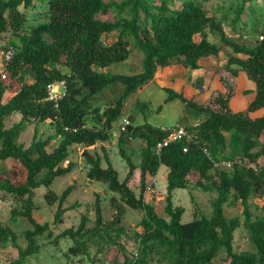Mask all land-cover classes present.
<instances>
[{"label": "trees", "instance_id": "trees-1", "mask_svg": "<svg viewBox=\"0 0 264 264\" xmlns=\"http://www.w3.org/2000/svg\"><path fill=\"white\" fill-rule=\"evenodd\" d=\"M177 1L125 0L117 5L106 0H0V53L9 46L16 49L12 60L3 63L4 73L0 74V160L13 159L26 171L22 182L0 178V192L24 205L23 211L12 210V218L24 216L33 226V230L25 232L28 246L22 248L16 234L0 223V243L13 244L19 251L12 264H24L27 258L38 254L37 238L50 231L49 224L39 223L33 215L37 189L46 188L48 205L58 203L57 224L76 207H65L74 185L61 195L52 189L57 178L76 168V163L69 160L72 147L90 148L108 142L123 118L128 99L153 83L160 68L177 64L197 70L201 59L218 57L222 51L227 53L226 70L233 77L244 71L256 84L255 99L247 110L232 111L230 100L235 90L224 79L221 81L226 92L212 100L215 108L199 105L165 88V103L179 99L187 107L206 113V119L191 129L185 128L192 140L170 143L157 153V146L165 141L168 132L149 123L135 125L130 116V125L120 131L118 138L119 154L129 167L123 181L105 148L103 157L90 150L82 156L89 166V179L105 183L108 190L119 194L122 203L145 214L136 252L126 255L122 264H214L221 254L226 264H264V216L255 217L251 203V199H264V115L256 119L250 116L264 109V6L260 18H256L253 10L258 7V0H238L226 9L220 8L223 14L218 17L204 9L203 4L210 0ZM115 12L114 20L100 18ZM248 25L250 34L259 36L253 45L235 41L226 30L230 27L239 36L240 28L246 30ZM114 32L118 33L116 41L105 44L104 36ZM6 35L10 36L5 45L1 41ZM211 35H219L220 43L210 39ZM134 48L143 53L141 73L104 71L126 61ZM61 66H66L68 72H63ZM62 80L66 81V95L56 107L47 100V87ZM110 91L118 96L103 111L97 102ZM13 115H20L21 120L7 128L6 121ZM46 121L54 124L56 136L39 139L35 134L28 148L19 142L29 125ZM228 133L240 142L243 151L241 163L232 170L215 167L216 161L236 157V145L227 139ZM57 136L61 138L59 145L49 151ZM135 140L146 143L138 165L126 150L128 143ZM161 165L168 168L166 217L160 216L145 199L146 180L149 175L156 176ZM137 169L141 172L139 197L129 186ZM192 176L197 179V188L216 191L217 196L211 202L210 216L197 206L193 220L183 223L185 208L175 205L174 191L189 188ZM232 198L243 208V222L240 217L228 219L225 215L224 207ZM116 201L112 198L118 212L110 224L104 222L98 195L94 227L88 228L89 217L82 215L77 228H68L55 238V244L65 239L73 242L65 253L68 260L86 257L95 264L93 246L104 241L120 247L112 235L124 232L119 226L124 209ZM242 226L255 246L253 253L235 252V233Z\"/></svg>", "mask_w": 264, "mask_h": 264}, {"label": "rangeland", "instance_id": "rangeland-1", "mask_svg": "<svg viewBox=\"0 0 264 264\" xmlns=\"http://www.w3.org/2000/svg\"><path fill=\"white\" fill-rule=\"evenodd\" d=\"M38 0H35L37 3ZM107 2H113L117 5L122 4L125 0H106ZM199 2L204 3L202 0ZM179 2V0L177 1ZM238 0H210L203 4L204 9L210 15H217L218 17L223 14L220 8H228L232 4H236ZM257 8L253 11L256 18L261 16V8L264 6L262 0H258ZM21 10H25L21 7ZM31 9H29V12ZM115 13H110L108 15H102L100 18L102 20H114ZM125 16V13L123 14ZM227 33L235 40L242 44L253 45L259 36H255L251 33V26H246V30L240 28V35H235L230 27H226ZM242 30V31H241ZM10 35H6L2 38V43L7 44V40ZM118 36L117 32L104 36V43L107 45L112 44L116 41ZM210 39L220 43L219 35H211ZM226 55L222 53V56L218 58L219 61L226 60ZM143 53L138 49L134 48L130 57L123 62L115 63L111 65L108 69L104 71H111L112 73H119L125 75H135L142 72L143 69ZM218 64V63H217ZM3 65V57L0 53V68ZM224 66V65H223ZM221 74L224 76L223 79L228 82L230 87L234 90L239 89V83L226 70L225 66L220 67ZM63 72H68L66 66H61ZM193 71V70H192ZM219 71H217L218 73ZM193 76H203L201 71H194ZM223 84V82H222ZM241 85V84H240ZM224 87V84H223ZM226 92V90H225ZM219 93H215L204 106H210L215 108L214 104H211L212 100ZM242 96L243 93L241 94ZM118 96V93L107 92L105 95L99 99L97 105L104 111L114 99ZM168 97V93L161 88L158 83H151L144 87L136 94L132 95L126 105L123 112V118L117 125H115L111 138L106 143H98L96 147L87 148L85 146H74L71 149V155L69 160L76 163V168L73 172L67 176L57 178L52 189L61 195L65 189L70 185H74L75 189L73 193L68 198L65 207H70L76 204V207L69 210L63 217L62 223L55 222V213L58 207V203L53 206L48 205L45 194L46 188L42 187L36 190V196L34 199L36 208L33 212L34 218L41 224H49L50 231L45 233L43 236L37 238V244L40 248L38 254L26 259L24 264H91L88 258H77L73 257L68 260L65 257V253L68 248L73 245L71 240H60L57 244L54 243L55 238L68 228H77L81 222L82 215H87L89 217L88 228H93L96 220L95 215V202L97 196H100V201L103 209L104 222L110 224L117 215V208H115L112 203V198H115L116 204L121 205L124 209L123 218L120 223V227L123 228V233L118 236L117 233H113V238L116 239L118 245L124 250L122 251L120 247L116 245L106 244L104 241L100 242L99 245L93 246L92 258L95 264H122L125 260L126 255H132L136 252L138 236L143 232V227L140 225L143 221L145 214L140 210L131 209L120 201V196L108 190L107 185L102 182L94 181L88 178L89 166L86 164L82 153L85 150H90V152H97L102 157L104 152L102 148H105L110 156L115 168L120 173V180L123 181L128 172L129 167L127 163L119 154L118 138L120 136V123L124 118H129L130 116L134 119L135 125H141L149 123L155 127L171 129L176 126H181L183 128H189L196 126L201 121L206 119L207 115L205 112H200L191 107H187L181 100L176 99L172 102L165 103ZM245 97V96H244ZM147 105V106H146ZM162 107L161 111L158 108ZM21 120L20 115H13L10 119L6 121V127L10 128ZM38 135L39 139H46L49 136H56L55 126L51 121H46L45 123H40L37 125H29L27 130L22 133L19 142L22 143L26 148H28L35 136ZM227 139L236 145V157H242V149L240 148V142L236 141L235 138L232 139L231 135L228 133ZM61 138L56 137L52 141L49 151L54 150L60 142ZM262 143H264V135L262 136ZM146 145L144 141L135 140L128 143L126 150L129 155H131L134 162L138 165L141 161V149ZM239 150V151H238ZM258 150L255 149L254 151ZM67 162L65 163V166ZM103 166L106 167V162L104 161ZM167 174L168 168L165 165H161L158 174L156 176H148L146 180V192L145 199L151 202L157 211V213L166 217L165 206H166V193H167ZM0 178L9 179L14 183L22 182L26 180V171L21 167V165L13 160L9 159L6 161L0 160ZM196 177H191L190 187L186 189H177L174 191V203L177 206H182L185 208V214L183 216L182 222L188 223L193 220L194 214L197 212V206L202 211L203 214L210 216L212 214L211 202L217 196L216 191H204L201 188L196 187ZM131 190L134 194L139 197L142 193L141 189V172L137 169L134 172V176L129 183ZM231 203L224 207L225 215L228 219L232 217H240L241 221H244L243 208L240 202L231 199ZM252 211L255 217L264 216L263 204L264 199H251ZM19 209V211L24 210V205L22 202H17L12 196L5 195L0 192V223L9 227L17 236L18 244L22 248H27L28 241L25 238V232L33 230V226L24 216H17L15 219L12 218V210ZM101 248V251L99 250ZM235 252L243 253H253L256 251L255 246L250 238L248 231L242 226L235 233L234 240ZM19 257V251L13 244H8L3 246L0 243V264H12ZM214 264H226L224 260V254L221 257L214 260Z\"/></svg>", "mask_w": 264, "mask_h": 264}, {"label": "crops", "instance_id": "crops-1", "mask_svg": "<svg viewBox=\"0 0 264 264\" xmlns=\"http://www.w3.org/2000/svg\"><path fill=\"white\" fill-rule=\"evenodd\" d=\"M222 53L227 57L226 52L222 51ZM222 53L218 57L201 59L200 68L193 71L177 64L160 68L154 82L158 83L163 89L170 88L183 94L188 100L204 105L215 93H225V87H223L221 81L224 76L221 74L220 67L225 66L226 68L228 58L219 61L218 58L222 56ZM194 71H201L203 76H193ZM217 71L219 72L217 73ZM235 79L238 83L240 82V88L235 89L234 96L230 100V108L233 112H241L247 110L249 104L255 99L256 84L249 79L244 71H240ZM242 93L245 97L241 95ZM263 115L264 109L250 114L252 119Z\"/></svg>", "mask_w": 264, "mask_h": 264}, {"label": "built area", "instance_id": "built-area-1", "mask_svg": "<svg viewBox=\"0 0 264 264\" xmlns=\"http://www.w3.org/2000/svg\"><path fill=\"white\" fill-rule=\"evenodd\" d=\"M15 54H16V49L13 46H9L6 49H3L1 52V55L3 57V63L10 62L12 58L15 56ZM3 73H4V67L2 66V68H0V74H3ZM5 77L6 76L4 75V78ZM66 90H67V85H66V81L64 80L48 85L47 100L53 101L55 103V106L58 107V102L66 95ZM129 125H130V121L127 118H125L122 121V126L120 127V131H124L126 127ZM163 131L168 132V136L163 143H160L157 146V153H159L163 147L168 146L170 143L177 142L183 139L192 140L193 138L191 133L187 129L181 126H176L171 129L163 128ZM184 152H187V149H184ZM240 163H241V160L235 157L231 160L216 161L215 167H222L226 170H232L235 165L240 164ZM250 167L256 168L255 165H250Z\"/></svg>", "mask_w": 264, "mask_h": 264}]
</instances>
